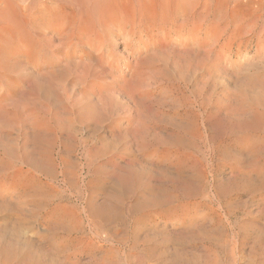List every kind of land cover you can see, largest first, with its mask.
Listing matches in <instances>:
<instances>
[{
	"label": "rangeland",
	"instance_id": "1",
	"mask_svg": "<svg viewBox=\"0 0 264 264\" xmlns=\"http://www.w3.org/2000/svg\"><path fill=\"white\" fill-rule=\"evenodd\" d=\"M0 264H264V0H0Z\"/></svg>",
	"mask_w": 264,
	"mask_h": 264
}]
</instances>
